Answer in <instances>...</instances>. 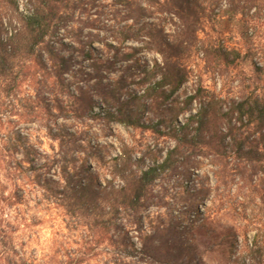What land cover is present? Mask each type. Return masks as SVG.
<instances>
[{"label": "trees", "instance_id": "1", "mask_svg": "<svg viewBox=\"0 0 264 264\" xmlns=\"http://www.w3.org/2000/svg\"><path fill=\"white\" fill-rule=\"evenodd\" d=\"M25 2L28 8L20 11L17 0H0V116L7 114L12 102H19L24 88L36 87L37 92L44 89L57 105L61 96L75 98L76 91L82 94L79 84L86 81L95 80V87H105V69L112 67L113 62L105 63L96 57L92 44L99 41L98 36L87 33L93 38L82 42L79 38L82 28H65L75 12L84 15L95 0ZM115 2L119 8L113 12L111 22L116 27L109 35L110 42H105L103 47L114 50V62L124 64L139 65L143 52L157 55L158 60H153L150 69L147 68V73L154 74L153 79L141 95L130 97L137 102L150 99L152 105L160 98L168 106L113 108L109 105H113L112 101L120 105L127 101L115 96L111 88L103 92L101 103L105 110L98 108V112L92 113L91 106H43L46 121L55 124L56 118L103 117L125 130L151 134L155 144L173 143L167 157L155 167L149 166L138 173L125 175L126 170L120 168L121 174L117 176L120 186H101L94 181L80 184L77 171L68 173L63 167L58 180H52L47 176L52 162H38L33 146L22 142L19 134L12 138L0 131V170L11 182L15 180L13 192L17 188L24 193L28 192L24 188L36 190L38 200L54 209L63 208L66 215L73 213L72 217H77L73 205L77 210L84 207L97 212L85 226L91 232L89 241L73 252L64 250L68 243L62 242L58 255L63 252L59 257L62 255L66 262L59 257L55 259V264H83L99 246L113 243L108 235L112 227L111 210L128 209L139 214L147 206L157 180L175 168V157L190 153L199 158L194 167L209 166L213 178V184H202L193 192L190 206L198 223L179 226L173 222L167 230L153 228L152 233L141 230L137 260L142 264H192L191 258H183L188 252L195 253L196 234L192 232L217 236L218 222L225 218L230 224L221 225L223 234L219 243L225 247L223 264H264V47L253 48L257 62L248 74L239 61L241 51L229 46L223 36H204L200 23L203 13L217 9L220 12L215 16L220 19L240 18L246 26L255 25L264 21V0H115L111 4ZM166 24L171 28L167 35ZM55 41L66 48L77 45L78 50L65 55L55 48ZM75 55L92 62L89 66L92 72L85 71ZM148 79H138L137 84ZM208 80L219 81V90L213 84L210 93L204 85ZM189 82L196 89L177 106L178 96L174 94ZM131 83L135 84V80ZM144 112L157 115L158 119L155 123L144 120ZM178 119L183 123L179 124ZM10 123L0 119V130ZM161 125L166 126L161 129ZM43 127L49 139L60 147L74 138L72 134H62L57 124L50 128L45 122ZM121 156L132 160L125 151ZM79 169L88 178L92 176L84 160L80 161ZM12 195L6 199L13 200ZM100 203L110 210L104 212ZM62 225L64 220L55 224L58 232ZM165 231L171 233L168 240Z\"/></svg>", "mask_w": 264, "mask_h": 264}, {"label": "rangeland", "instance_id": "2", "mask_svg": "<svg viewBox=\"0 0 264 264\" xmlns=\"http://www.w3.org/2000/svg\"><path fill=\"white\" fill-rule=\"evenodd\" d=\"M113 1L115 0H95L94 6L89 7L84 15L78 16L75 12L72 21L68 20L67 24L65 23L67 29H83L79 37L82 42L93 38L88 37L87 33L98 36L99 41L92 44L96 57L104 60L105 63L113 62L112 67L105 69L106 86L95 87V80L86 81L79 84L83 90L82 94L76 91L74 92L75 98L61 96L58 98L57 105L52 101L51 94H47L44 89L37 92L36 87L24 88L19 102L15 104L12 102V108L8 109L9 113L11 111V116L7 117L8 112L0 116L3 123L11 122L9 126L5 124L0 130L1 133L6 132L12 138L14 136L16 138L19 134L22 142L33 146L38 162L47 161L49 164L52 162L47 175L52 180H58V174L61 173L60 168L63 167L68 173L74 172L73 169H75L80 184L94 181L101 186H120L121 181L117 177L121 174L120 168H124L126 170L124 174L127 175L129 172L143 171L149 166L155 167L167 157V150L173 146V143L167 141H159L161 144H155L151 134L125 130L116 123L107 122L103 117L93 119V116L86 115L77 120L56 118L55 124L46 121L43 106H91L92 113L98 112V108L105 110L101 103L103 92L111 88L114 89L115 96L127 101L122 105L112 101L113 105H109L113 108L115 106H168V102L163 104L160 98H156V102L152 105L150 99L144 98L137 102L131 100L130 97L131 94L141 95L150 82L149 80L153 79L154 74L147 73V70L150 69L153 60H158L157 55L143 52L140 55L139 65L124 64L120 61L114 62V50L103 47L105 42H110L109 35L116 27L115 22L114 24L111 22V18L119 5L116 2L111 4ZM17 4L20 11L28 8L25 0H17ZM192 4L195 5L194 2ZM216 12L220 11L214 9V12L209 10L202 14L203 19L200 23L204 36L208 35L207 38L223 36L229 46L241 51L239 61H242L245 72L251 73L252 64L257 62L253 48L264 47V21H258L255 25L248 23L246 26L245 20L244 23L240 18L226 21L224 18L220 19L215 16ZM253 26L254 29L251 30ZM170 29V25L166 24L164 34H169ZM58 38L62 40L61 37ZM63 41L67 42V40ZM57 43L55 41V48L65 55L78 50L77 45L72 49L62 47ZM128 46L137 45L128 43ZM75 60L81 62L85 71L91 70L92 72L89 68L92 62L83 61L79 55H75ZM147 77L149 78L147 82L137 84L138 79ZM132 80H135V84L131 83ZM213 84L218 91L221 85L219 81L215 83L211 80L205 81L204 85L209 88L210 93ZM195 89L196 86L193 83H185L174 94L178 96L177 106H181L180 102L192 95ZM143 118L155 123L158 116L144 112ZM45 122H48L50 128H54L57 124L61 127L62 134H72L74 138H70L71 141L63 147L58 146L57 142L49 139L47 130L43 127ZM178 122L182 124L183 120L178 119ZM165 126L161 125V129ZM122 151L130 155L132 160H124L121 156ZM17 157L21 158V155L18 154ZM198 159L190 153L175 157L173 161L175 168L163 173L162 180H157V186L153 187L147 206L139 214L128 209H112L110 217L112 227L108 235L112 237L113 243L99 246L91 252L90 257L85 259L83 264H142L140 260H137L139 257L136 255L137 249L141 247V230L149 233L154 231L153 228L167 230L173 222L179 226H186L190 223L197 225L198 221L194 219L196 216L190 206L193 201V192L202 184H213L209 166L206 165L199 169L194 167L193 164ZM79 160L86 162L88 173L92 174L90 178L82 170H78ZM205 162L203 161L204 164ZM113 174L114 179H112ZM12 182L0 170V264H55V259L63 253L58 255V248L62 242L68 243L67 247H63L64 250L73 252L89 241L91 232L85 226L88 221L93 220L97 212L84 207H79L81 210H77L73 205L77 217H72L73 213L66 215L63 208L54 209V206L47 202L38 200L39 192L35 194L36 190L24 188L28 190L24 193L17 188L13 192ZM21 184L22 182L18 183V185ZM162 188L166 191L164 192ZM12 193L15 198L7 200L6 197ZM161 197H163L162 200ZM99 206L104 212L110 210L104 203H100ZM61 220H64L65 225H62L58 232L55 224L60 223ZM229 224L225 218L220 220L218 222L219 235L213 237H206L193 231L192 234H196V239L193 241L195 253L188 252L183 258H191L192 264L197 262L198 264H223L225 247L219 243L223 234L221 225ZM164 234L167 240L171 237L169 231H165ZM58 259L63 263L66 262L62 255Z\"/></svg>", "mask_w": 264, "mask_h": 264}]
</instances>
